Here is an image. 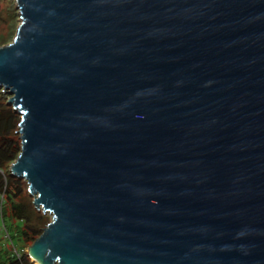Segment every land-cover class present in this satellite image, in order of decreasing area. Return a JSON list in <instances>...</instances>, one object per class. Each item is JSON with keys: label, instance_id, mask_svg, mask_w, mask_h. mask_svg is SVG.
I'll return each instance as SVG.
<instances>
[{"label": "water", "instance_id": "water-1", "mask_svg": "<svg viewBox=\"0 0 264 264\" xmlns=\"http://www.w3.org/2000/svg\"><path fill=\"white\" fill-rule=\"evenodd\" d=\"M11 163L37 264H264V0H16Z\"/></svg>", "mask_w": 264, "mask_h": 264}, {"label": "trees", "instance_id": "trees-1", "mask_svg": "<svg viewBox=\"0 0 264 264\" xmlns=\"http://www.w3.org/2000/svg\"><path fill=\"white\" fill-rule=\"evenodd\" d=\"M10 11L11 21L0 15V46L15 33L16 7ZM7 100L0 87V264H34L26 248L50 219L34 206L25 180L10 171L21 149L17 133L20 115Z\"/></svg>", "mask_w": 264, "mask_h": 264}, {"label": "rangeland", "instance_id": "rangeland-1", "mask_svg": "<svg viewBox=\"0 0 264 264\" xmlns=\"http://www.w3.org/2000/svg\"><path fill=\"white\" fill-rule=\"evenodd\" d=\"M15 7H16V0H13V1L0 0V15L3 16V17L8 18V21H11V19H10V17H8V15L12 16L10 9L15 8ZM15 22H16V26H15V32H16L17 26L19 24V16H18L17 8H16ZM14 35H15V33H14ZM14 35H13V37H14ZM11 40H12L11 38L8 39L7 42L5 44H3V45H6V44L10 43ZM47 215L49 216V219H50V215L49 214H47ZM0 233H1V230H0ZM26 250H27V248H26ZM34 264H36V263L34 262Z\"/></svg>", "mask_w": 264, "mask_h": 264}, {"label": "bare ground", "instance_id": "bare-ground-1", "mask_svg": "<svg viewBox=\"0 0 264 264\" xmlns=\"http://www.w3.org/2000/svg\"><path fill=\"white\" fill-rule=\"evenodd\" d=\"M37 264V263H36Z\"/></svg>", "mask_w": 264, "mask_h": 264}, {"label": "built area", "instance_id": "built-area-1", "mask_svg": "<svg viewBox=\"0 0 264 264\" xmlns=\"http://www.w3.org/2000/svg\"><path fill=\"white\" fill-rule=\"evenodd\" d=\"M16 251V250H15Z\"/></svg>", "mask_w": 264, "mask_h": 264}]
</instances>
